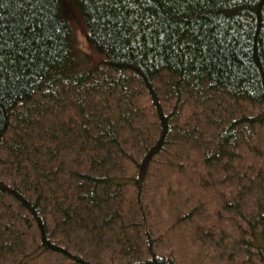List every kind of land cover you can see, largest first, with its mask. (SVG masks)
<instances>
[{
  "label": "trees",
  "instance_id": "trees-1",
  "mask_svg": "<svg viewBox=\"0 0 264 264\" xmlns=\"http://www.w3.org/2000/svg\"><path fill=\"white\" fill-rule=\"evenodd\" d=\"M0 58V264H178L146 188L186 145L203 186L236 184L171 228L264 250V169L240 161L264 156V0H0Z\"/></svg>",
  "mask_w": 264,
  "mask_h": 264
},
{
  "label": "rangeland",
  "instance_id": "rangeland-1",
  "mask_svg": "<svg viewBox=\"0 0 264 264\" xmlns=\"http://www.w3.org/2000/svg\"><path fill=\"white\" fill-rule=\"evenodd\" d=\"M257 131L252 141L260 145L258 150L264 155V126ZM243 149L245 150V148ZM244 150L241 151L240 161L244 160V162L253 163L256 169L258 167L264 169V156L261 158L257 154L249 152L247 154L244 153ZM233 157L236 158L235 162H238L237 157ZM178 162H182L181 166H183L184 170L176 167ZM201 173L203 175L199 156L192 148L189 149V145L181 149L170 150L152 169L146 188V200L149 203L148 222L153 237L158 239L155 242L157 243L158 251L172 253L178 264H264V250L259 249V252H254L251 257H246V253L244 255L242 250L236 248V254L234 253L235 255L233 254L232 259L229 260L227 256L230 253H224L223 248L220 246L216 245V248L215 241L211 243L208 241L203 242L195 237L193 230L197 224L192 220H181L177 226L171 228L172 224L175 223L176 215L182 216L192 209H197L196 212L203 215L201 220L208 221L209 218L213 219V222L216 221L214 212L217 210L218 203L223 197L230 198V188H232V192L235 189L236 181L234 179L236 177H232V181L229 183L230 188L225 189L219 184V186L217 185L218 190H214L212 187L202 185L204 176L201 175L202 177L200 178L199 175ZM220 173L221 171L218 170L217 176ZM207 184L209 183L207 182ZM234 196L239 197L238 195ZM246 202L250 201H244V203ZM228 217H230L229 214H223L220 225H229L231 220ZM203 224L206 226L204 227V230H206L208 224ZM241 224L242 226L244 225L242 222ZM233 232L231 231L230 234ZM241 236H243L241 233L237 234L235 232L232 238L238 239ZM223 240L229 244L231 249L232 239L225 235ZM95 250H100V247L92 250V258H95ZM103 254L106 256V263L109 262L108 258L111 256L115 260L120 256L117 251L111 248L103 249ZM223 254L225 255L224 257H222ZM261 256L263 259H260ZM100 257L101 254H98L97 258ZM249 257L250 259H248ZM50 264L58 263L52 261Z\"/></svg>",
  "mask_w": 264,
  "mask_h": 264
},
{
  "label": "snow or ice",
  "instance_id": "snow-or-ice-1",
  "mask_svg": "<svg viewBox=\"0 0 264 264\" xmlns=\"http://www.w3.org/2000/svg\"><path fill=\"white\" fill-rule=\"evenodd\" d=\"M0 59H2V58H0Z\"/></svg>",
  "mask_w": 264,
  "mask_h": 264
}]
</instances>
